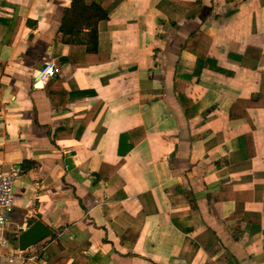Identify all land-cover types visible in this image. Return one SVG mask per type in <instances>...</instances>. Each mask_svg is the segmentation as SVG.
<instances>
[{
    "label": "crops",
    "instance_id": "crops-1",
    "mask_svg": "<svg viewBox=\"0 0 264 264\" xmlns=\"http://www.w3.org/2000/svg\"><path fill=\"white\" fill-rule=\"evenodd\" d=\"M69 2L0 0L2 233L53 229L14 264H264V0H111L91 63Z\"/></svg>",
    "mask_w": 264,
    "mask_h": 264
},
{
    "label": "trees",
    "instance_id": "trees-1",
    "mask_svg": "<svg viewBox=\"0 0 264 264\" xmlns=\"http://www.w3.org/2000/svg\"><path fill=\"white\" fill-rule=\"evenodd\" d=\"M109 1L111 0L87 3L85 0H70L68 7L64 9L59 32L63 35L65 43L70 44L73 50H84L82 60L86 63L97 62L99 60L97 58H101L97 49L98 24L107 17L105 6ZM70 61L77 62L73 57ZM93 109L94 107L88 112L86 119ZM81 261L82 256L78 255L76 264H80Z\"/></svg>",
    "mask_w": 264,
    "mask_h": 264
},
{
    "label": "built area",
    "instance_id": "built-area-1",
    "mask_svg": "<svg viewBox=\"0 0 264 264\" xmlns=\"http://www.w3.org/2000/svg\"><path fill=\"white\" fill-rule=\"evenodd\" d=\"M57 73V66L51 58H43L42 67L38 71L35 82L46 84ZM19 175V169L16 166L4 168L0 166V264H14L21 257L22 251L18 247H12L9 250V241L2 233V230L10 223L13 209L14 182ZM27 224L22 223L17 227L18 237L20 232L27 229Z\"/></svg>",
    "mask_w": 264,
    "mask_h": 264
},
{
    "label": "water",
    "instance_id": "water-1",
    "mask_svg": "<svg viewBox=\"0 0 264 264\" xmlns=\"http://www.w3.org/2000/svg\"><path fill=\"white\" fill-rule=\"evenodd\" d=\"M38 85H40V83H38ZM52 232V228L37 220L25 231L19 234L17 239L13 241V245L18 247L19 250L23 251L49 237Z\"/></svg>",
    "mask_w": 264,
    "mask_h": 264
}]
</instances>
